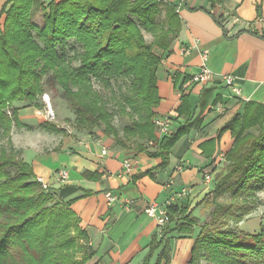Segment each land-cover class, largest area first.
Instances as JSON below:
<instances>
[{
	"label": "trees",
	"instance_id": "trees-1",
	"mask_svg": "<svg viewBox=\"0 0 264 264\" xmlns=\"http://www.w3.org/2000/svg\"><path fill=\"white\" fill-rule=\"evenodd\" d=\"M35 3L8 0L0 13V20L5 16L0 24L2 133L9 136L13 123L23 126L17 109H13L12 119L7 107L24 102L32 105L42 93V77L53 72L76 114L77 130L92 132L105 126V135L113 134L122 146L126 143L111 125L112 115L92 89V81L108 86L114 79H129L132 95L125 97V104L139 112L142 107L145 114L125 131L129 137L158 142L153 118L161 101L157 78L161 59L155 48L167 49L178 37L181 21L174 9L167 6L162 22V4L151 0H62L39 3L36 8ZM144 33L151 34L154 41L148 42ZM71 40L82 48L79 67L67 61ZM220 122L235 140L214 176L215 196L231 192L234 201L264 188V106L240 102ZM43 127L65 132L53 123ZM185 134L186 126L159 141L151 154L163 161L157 170L168 165L170 150ZM137 147L146 151L141 144ZM71 205L72 201L57 200L52 189L46 191L23 159L0 152V264L87 263L95 253L88 247L86 232ZM198 208L211 209L209 219L197 218L194 211ZM244 211L249 214L251 209ZM168 213L180 234L191 235L199 228L192 264L204 256L213 264H264V225L256 234L220 231L216 226L220 215L229 213L223 203L206 197L192 209L170 206Z\"/></svg>",
	"mask_w": 264,
	"mask_h": 264
},
{
	"label": "crops",
	"instance_id": "crops-1",
	"mask_svg": "<svg viewBox=\"0 0 264 264\" xmlns=\"http://www.w3.org/2000/svg\"><path fill=\"white\" fill-rule=\"evenodd\" d=\"M7 1L0 0V13ZM61 1L35 0L44 4ZM151 2L162 4L160 21L166 18L167 6L181 21L178 37L169 48H155L161 59L157 72L161 101L154 108L155 117H171V132L186 126V134L170 150L168 165L157 170L163 161L151 155L166 137L158 131V142L148 141L151 147L146 139L139 143L146 151H140L139 144L119 145L96 130L47 131L60 137L58 143L20 148L36 178H42L59 201H72L71 209L95 253L85 264H192L197 234L178 233L175 222L161 228L145 209L152 201L164 204L182 188L189 195L177 198L172 206L192 209L206 197L211 199L214 176L235 140L220 119L240 102L264 106V0ZM205 49L213 79L196 85L192 77L201 68ZM228 76L235 78L240 96L227 86ZM26 111L18 112L22 125L28 119L42 121L35 112ZM23 112L30 117L25 118ZM62 169L69 173L66 181L59 179ZM206 174L212 178L209 184L204 180ZM108 194L115 202L109 201Z\"/></svg>",
	"mask_w": 264,
	"mask_h": 264
},
{
	"label": "rangeland",
	"instance_id": "rangeland-1",
	"mask_svg": "<svg viewBox=\"0 0 264 264\" xmlns=\"http://www.w3.org/2000/svg\"><path fill=\"white\" fill-rule=\"evenodd\" d=\"M38 2L35 3V8L38 6ZM4 20V19H3ZM1 20L0 24H3ZM145 38L148 42H153L152 38L148 33H144ZM68 54V62L72 67L80 66L79 54L82 52V48L73 40L68 42L66 48ZM42 84V93L39 94L36 100L31 105L30 102L24 103H13L10 104L6 113L9 117L13 119V109L25 110L35 112L36 116L42 118V123L38 120H25L27 125L22 127H17L15 123L12 124L11 133L9 136H6L0 130V152L5 151L9 156H15L18 159L22 158V147H32L35 146L41 147L45 145H51L58 143V136L51 134L44 129L45 124L53 123L65 129V131L76 133L75 119L76 114L71 106V103L68 99L64 97V91L58 82L53 76V72L48 73V75L43 76L41 80ZM92 89L98 93L101 98V104L105 109L111 113V125L115 128L118 133L119 138H121L127 145L136 146L137 144L144 141L138 136L129 137L125 131L126 127H131L133 122L140 119V116L145 114L143 108L141 111H136L131 108L129 105L125 104V97L131 96V87L130 80L127 78L114 79L110 82V85H104L96 80L92 81ZM74 90H77L74 88ZM23 112L22 115L25 118L30 116ZM24 126L32 127L31 130L27 129ZM105 126L101 129H95L96 132L104 133ZM31 131V132H29ZM256 132V129H253ZM159 132V130H158ZM111 138L113 134L110 135ZM145 144L148 147H151L148 140H145ZM9 170L14 173V168H9ZM231 192H226L222 196H215L213 192V197L211 199L215 203H223L229 213L221 214L220 221L217 223V228L220 231H235V232H245L249 234H256L260 231L262 225H264V188H259L257 191L251 194H246L238 197L232 201ZM58 200V199H57ZM232 202L235 203L232 206ZM250 208L251 212L245 214V209ZM211 209L202 208L196 210L195 216L201 221L209 219V214ZM199 228H195V234L198 235ZM81 254L78 253L77 257H80ZM198 264H213L211 263L206 256L202 257Z\"/></svg>",
	"mask_w": 264,
	"mask_h": 264
},
{
	"label": "built area",
	"instance_id": "built-area-1",
	"mask_svg": "<svg viewBox=\"0 0 264 264\" xmlns=\"http://www.w3.org/2000/svg\"><path fill=\"white\" fill-rule=\"evenodd\" d=\"M202 64L199 72L192 77V82L196 85H204L212 81L213 72L208 68L207 62L209 58V51L202 50L201 51ZM227 86H229L236 96H240V89L235 85V78L232 76H228L225 78ZM153 123L157 126L159 133L163 136H168L171 132V117H154ZM106 154V151H103ZM125 166L129 168L130 162H125ZM181 167H179V170ZM59 179L61 181H66L69 177V173L67 170L62 169L58 171ZM204 180L206 183H210L212 181L211 175L206 174L204 176ZM37 181L42 184L43 188L48 191L49 186L44 182V180L40 177L37 178ZM173 181L170 182L168 187L171 186ZM189 195L187 188H182L180 191L173 192L172 196L164 203L160 204L157 201L150 202L146 209L145 214L156 221L159 227L165 228L170 224V216L168 213V208L174 204L177 198H184ZM109 201L115 202V198L110 194L107 195Z\"/></svg>",
	"mask_w": 264,
	"mask_h": 264
}]
</instances>
